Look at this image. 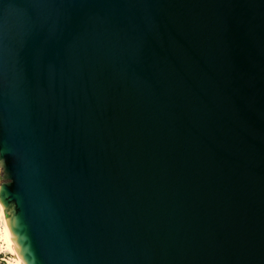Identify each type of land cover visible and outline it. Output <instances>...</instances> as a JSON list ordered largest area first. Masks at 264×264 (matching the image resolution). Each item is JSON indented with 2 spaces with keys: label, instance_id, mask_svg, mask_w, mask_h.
Segmentation results:
<instances>
[{
  "label": "water",
  "instance_id": "water-1",
  "mask_svg": "<svg viewBox=\"0 0 264 264\" xmlns=\"http://www.w3.org/2000/svg\"><path fill=\"white\" fill-rule=\"evenodd\" d=\"M0 166L20 264H264V0H0Z\"/></svg>",
  "mask_w": 264,
  "mask_h": 264
},
{
  "label": "bare ground",
  "instance_id": "bare-ground-1",
  "mask_svg": "<svg viewBox=\"0 0 264 264\" xmlns=\"http://www.w3.org/2000/svg\"><path fill=\"white\" fill-rule=\"evenodd\" d=\"M12 240L13 237L8 225H6L4 229L0 219V252L6 254L4 259L9 264H20L21 258L14 254L17 249L15 245L11 243Z\"/></svg>",
  "mask_w": 264,
  "mask_h": 264
},
{
  "label": "rangeland",
  "instance_id": "rangeland-1",
  "mask_svg": "<svg viewBox=\"0 0 264 264\" xmlns=\"http://www.w3.org/2000/svg\"><path fill=\"white\" fill-rule=\"evenodd\" d=\"M1 172H2V168H1V166H0V174H1ZM5 255H6L5 253L0 252V264H9V263L4 259Z\"/></svg>",
  "mask_w": 264,
  "mask_h": 264
},
{
  "label": "snow or ice",
  "instance_id": "snow-or-ice-1",
  "mask_svg": "<svg viewBox=\"0 0 264 264\" xmlns=\"http://www.w3.org/2000/svg\"><path fill=\"white\" fill-rule=\"evenodd\" d=\"M0 207H2V205H0Z\"/></svg>",
  "mask_w": 264,
  "mask_h": 264
}]
</instances>
